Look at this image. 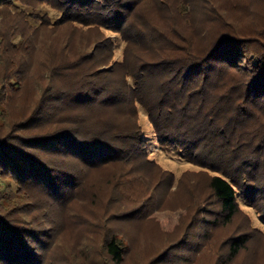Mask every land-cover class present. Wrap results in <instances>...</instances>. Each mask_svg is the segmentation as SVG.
Masks as SVG:
<instances>
[{
	"label": "trees",
	"instance_id": "obj_1",
	"mask_svg": "<svg viewBox=\"0 0 264 264\" xmlns=\"http://www.w3.org/2000/svg\"><path fill=\"white\" fill-rule=\"evenodd\" d=\"M17 1L34 12L15 14L24 26L14 20L8 32L0 30V178L17 186L0 187V264H47L46 240L60 231L30 226L15 218V209L48 215L50 200L64 206L74 202L91 169L121 164L122 180L134 176L139 165L165 174L146 159L139 107L162 148L212 173L208 188L222 224L240 212L239 193L264 215V35H225L204 54L170 58L159 53L165 51L161 38L144 28L142 0H0V16L12 14ZM42 4L58 10L60 19L52 23L35 12ZM30 17L40 23L32 24ZM46 28L64 38L55 48L64 52L57 64L37 74L34 105L7 129L6 109L32 77L30 50ZM83 29L121 35L127 43L123 62L113 61L109 39L94 42L90 50L82 44L70 57L71 43L64 34ZM41 47L53 48L46 41ZM153 48L158 53L152 58ZM167 175L171 186L172 174ZM160 177L152 175L151 193L158 191ZM6 200L17 205L4 208ZM249 237L241 233L228 239L227 261L247 248ZM105 245L112 261L122 264L126 249L117 237L107 238Z\"/></svg>",
	"mask_w": 264,
	"mask_h": 264
},
{
	"label": "rangeland",
	"instance_id": "obj_2",
	"mask_svg": "<svg viewBox=\"0 0 264 264\" xmlns=\"http://www.w3.org/2000/svg\"><path fill=\"white\" fill-rule=\"evenodd\" d=\"M142 1V23L144 28L161 38L165 48V51L159 52L162 56L183 58L185 55L204 54L225 35H264V0ZM11 11L12 14L7 13L3 18L0 16L2 32H8L14 20L25 25L21 17H14L16 13L34 12L18 1ZM35 12L47 16L52 23L61 17L58 10L47 4L40 5ZM28 20L34 25L40 23L33 17ZM83 30L64 34L71 43L70 57L80 52L82 44L87 43L90 50L94 42L109 39L114 46L113 61L123 62L127 43L121 35L108 29L99 32ZM54 32L51 28L41 30L34 49L30 50L35 63L33 74L6 109L7 129L34 105L40 86L37 74L44 71L45 66L57 64L61 58L59 52H64L55 49L64 38L54 35ZM16 41L19 39L16 38ZM45 41L53 48L41 47ZM138 49L136 46L135 51ZM156 53L157 49L153 48L150 56L153 58ZM250 59L254 62V56ZM242 66L246 68L247 61ZM138 111L140 134L147 150L146 159L159 165L166 171L165 174L148 164L139 165L134 176L122 180L118 178L122 174L121 164L91 169L86 172L84 184L78 188L74 202L64 206L55 205L50 200L53 209L48 215L43 211L24 214L14 210L15 218L26 224L28 222L30 226L40 224L60 230L58 237L46 240L49 242L47 264H115L105 245L106 239L113 235L126 249L122 264H148L152 258L151 264H264V215L258 208L248 205L239 193L240 212L230 224H222V218L217 219L218 205L208 188L209 174L212 173H205L181 159L174 150L162 148L146 112L142 107ZM167 173L172 174L171 186L168 185ZM153 174L161 176L156 178V182L160 183L155 193L147 187ZM9 186L17 189L10 178H0L1 188ZM15 205L14 201H3L4 208L10 209ZM241 233L249 234L250 241L247 248L229 262L226 259V243L229 238ZM160 253V257L154 259Z\"/></svg>",
	"mask_w": 264,
	"mask_h": 264
}]
</instances>
